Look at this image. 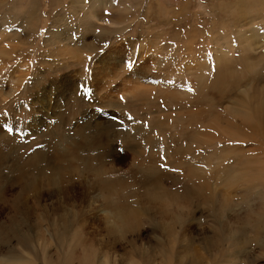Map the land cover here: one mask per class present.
<instances>
[{"label":"rangeland","instance_id":"rangeland-1","mask_svg":"<svg viewBox=\"0 0 264 264\" xmlns=\"http://www.w3.org/2000/svg\"><path fill=\"white\" fill-rule=\"evenodd\" d=\"M262 51L264 0H0V156L57 146L24 178L69 168L23 190L39 228L15 236L1 164L0 264H264V108L248 130L230 115L244 84L192 103L218 63Z\"/></svg>","mask_w":264,"mask_h":264},{"label":"bare ground","instance_id":"bare-ground-1","mask_svg":"<svg viewBox=\"0 0 264 264\" xmlns=\"http://www.w3.org/2000/svg\"><path fill=\"white\" fill-rule=\"evenodd\" d=\"M251 35V34H250ZM253 47V46H252ZM256 47V46H255ZM259 55L257 56V60H253L256 58V55H252L251 54V58H252V61L250 62L247 58H246V54L242 55V53L240 52L238 55H233V59L231 61V59L229 58V61H227V63H222V64H218L216 65V71H215V75H214V80L213 81H208V80H205V79H200V88H199V91H198V94H197V97L195 100L192 101V103H199V101L201 103H207L208 101V97H207V94L208 93H211V91H215L217 94H216V101L217 102H221L223 100V97H224V85L225 84H229L230 86V89L231 91H233L234 89H236L237 87H240L241 85L244 84V88L242 89L241 91V94L240 95H237V98L235 99V102H237L239 108H235V110L231 111L232 108H230V115L232 113V115H237L239 116V120L241 122V125L246 129L247 127L251 129V124H250V120L252 119V117L257 113V111H261L263 108H264V100H261L258 101L256 98L259 96H255L254 98H252L250 96V89H249V86H254L255 84H261L263 81H264V65H262L263 67H261L260 69H258V62L257 61H260L261 62L263 61L264 63V51H262L261 53H258ZM220 56V55H219ZM232 56V55H231ZM223 57V56H222ZM224 58V57H223ZM227 58V57H226ZM225 58V60H226ZM227 58V59H228ZM217 61V60H216ZM223 61V59H222ZM220 61V62H222ZM244 65V72H238L239 68L242 66L243 67ZM229 67H230V70L229 71ZM228 72H231V74L229 75ZM241 73V74H240ZM228 76L227 78L225 77ZM204 78V77H203ZM201 86L205 87V91H203L201 89ZM227 89V88H226ZM238 90V89H236ZM261 90V89H260ZM240 91V90H239ZM253 91V89H252ZM226 92V91H225ZM263 92V90H262ZM230 93V92H229ZM257 95V94H256ZM263 96V94H262ZM207 97V98H206ZM199 100V101H196V100ZM213 99V98H212ZM210 100V99H209ZM212 101V100H211ZM231 102V101H230ZM253 102H255V106L253 105ZM188 103H190V101H188ZM232 103V104H233ZM261 109V110H260ZM261 113V112H260ZM254 114V115H253ZM262 118H264L263 115H260ZM200 117V113L197 111L195 114L194 112L191 113L190 117H189V121L188 123H192L193 119L194 118H199ZM255 117L257 118V114L255 115ZM216 118V117H215ZM234 118V117H233ZM236 118V117H235ZM231 119V118H230ZM217 120L218 122L220 121L219 120V116L217 115ZM233 120V119H232ZM260 120V119H258ZM234 121V120H233ZM235 122V121H234ZM264 122V121H263ZM215 123V122H214ZM258 123V122H257ZM230 124V123H229ZM263 126V124H260V126ZM217 126V124H216ZM215 126V127H216ZM186 127V126H185ZM229 128V125L226 126ZM231 127V126H230ZM253 127V126H252ZM259 127V126H258ZM30 128V127H29ZM225 128V127H224ZM247 128V129H248ZM249 130V129H248ZM259 130V129H258ZM224 131H229L231 132L230 130L226 129ZM255 131V130H254ZM249 132V131H248ZM251 132V131H250ZM263 132V131H262ZM236 133V132H235ZM252 133V132H251ZM53 135V134H52ZM264 135V134H262ZM54 136V135H53ZM210 136V135H209ZM194 135L190 134V138L193 140ZM207 137V136H206ZM235 137V136H234ZM264 137V136H263ZM261 140H262V137H260ZM259 138V140H260ZM208 139V138H207ZM235 139V138H234ZM245 139V138H244ZM264 139V138H263ZM1 141V140H0ZM263 141V140H262ZM51 145V143L49 144V146ZM57 145V144H56ZM52 146V145H51ZM53 148V150H50L48 151V154L47 156L44 157V154L43 153H39L37 151H35L33 153L32 156L28 157V156H23V154L20 156V155H16L14 156V154H10V152H14V151H8V154L9 155H5V156H0V171L1 170H4V169H1L2 168V165L1 164H4V163H9L12 162V164L15 165V169H16V166H17V173H16V176L12 179V181H14L15 183L19 184V187L22 189L19 193H17L14 198H13V201H11V203L9 204V208L11 209L12 208V211H13V219H10L11 222L13 223L14 225V234L15 236H18L19 234H26L24 231H21L20 228L21 226L23 227H34L35 228V231L37 233L38 231V228H39V221L38 219H35V220H24V218L22 217L23 214H25V211L27 210V205H26V201H25V198H23L24 196V192L26 191L27 193L28 192H33L34 193V196L35 198H39V185H40V182L41 181H46V184H49V185H52V186H57V188H63L62 184L65 183V181L67 179H58V176H56V173H57V170L58 171H64L65 173L68 172V167H54V168H58V169H54L53 172L51 174H49L48 172H45V170L43 169L42 172H41V167H44V166H41L40 168H36L34 169L35 170V174H38L37 176L34 175V179L33 177H31L32 179H25L24 177H26L22 172V168L24 169H28V166L26 165V163H32V167L33 166H36L40 161L41 159L43 160H46L48 163L50 162V160H55V158H52L51 157V154L55 155V153H59V151H56V150H59V148L57 146L55 147H51ZM2 149H6L7 150V147H5L4 145L0 146V150L2 151ZM8 150H15L12 148H8ZM34 157V158H33ZM78 157V156H77ZM76 157V158H77ZM7 158V159H6ZM45 158V159H44ZM70 159V158H69ZM78 159V158H77ZM28 160H31L28 161ZM35 160V162H34ZM57 161V160H56ZM59 161V160H58ZM61 161V160H60ZM189 161V160H188ZM191 161V160H190ZM46 162V163H47ZM54 163V162H53ZM180 163V162H179ZM182 163H185L184 161ZM190 164V163H189ZM195 165V163H193ZM68 166V165H67ZM80 166V165H79ZM191 166V164H190ZM193 166V165H192ZM47 167V166H45ZM50 166H48L49 168ZM53 167V166H52ZM71 167V166H70ZM194 167V166H193ZM9 170H10V167H8ZM11 168H14V167H11ZM87 168V166H86ZM192 168V167H191ZM74 169V168H73ZM76 169V168H75ZM81 169V168H80ZM190 169V168H189ZM187 169V170H189ZM33 170V171H34ZM88 170V169H87ZM12 171V170H10ZM32 171V172H33ZM2 172V171H1ZM194 172V171H193ZM4 173V172H3ZM2 173V174H3ZM34 173V172H33ZM32 173V174H33ZM2 174L0 173V194L1 193H4L6 190V188L9 189V185L10 187L13 185L9 184L10 181H8V179H6V177H3ZM43 175L44 177H46L47 179H38L39 175ZM62 174V173H61ZM64 174V173H63ZM60 175V174H58ZM194 175V174H192ZM54 176V177H53ZM61 176V175H60ZM65 176V175H64ZM69 176V175H68ZM52 177V178H51ZM51 178V179H49ZM69 181V180H68ZM106 183L109 188L112 190L113 187H117L118 183L114 180V181H103L101 180V184L103 183ZM109 182V183H107ZM3 183H5L4 186ZM13 183V184H15ZM16 185V184H15ZM105 188V187H104ZM25 190V191H23ZM64 190V189H63ZM8 191V190H7ZM64 192H67V189L64 191ZM33 196V197H34ZM25 197V196H24ZM3 201H6V199H4ZM37 202V201H36ZM7 206V205H6ZM33 208H28V211L29 212H32ZM24 238H27V237H24ZM8 232L6 231V229L4 228L3 224L0 223V240L2 242V244H5L7 245L8 244ZM20 244V242H18ZM9 250V249H8ZM8 252V251H7ZM8 257V256H7ZM174 261V260H173ZM193 261V260H192ZM175 262V261H174ZM180 263V262H178ZM192 263V262H191ZM194 263V262H193ZM195 264V263H194Z\"/></svg>","mask_w":264,"mask_h":264},{"label":"crops","instance_id":"crops-1","mask_svg":"<svg viewBox=\"0 0 264 264\" xmlns=\"http://www.w3.org/2000/svg\"><path fill=\"white\" fill-rule=\"evenodd\" d=\"M98 99H100V98H96V102H97ZM93 101H94V100H93Z\"/></svg>","mask_w":264,"mask_h":264}]
</instances>
